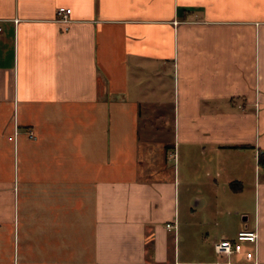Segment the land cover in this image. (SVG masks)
<instances>
[{"label": "crops", "instance_id": "obj_1", "mask_svg": "<svg viewBox=\"0 0 264 264\" xmlns=\"http://www.w3.org/2000/svg\"><path fill=\"white\" fill-rule=\"evenodd\" d=\"M0 24V264H253L214 247L244 229L264 264V0H0Z\"/></svg>", "mask_w": 264, "mask_h": 264}, {"label": "built area", "instance_id": "obj_2", "mask_svg": "<svg viewBox=\"0 0 264 264\" xmlns=\"http://www.w3.org/2000/svg\"><path fill=\"white\" fill-rule=\"evenodd\" d=\"M58 15L61 20H66L67 16L71 13V9L60 7L57 10ZM2 31V26L0 24V32ZM32 134V133H31ZM168 229H173L174 224H167ZM258 242V233L256 230L244 229L238 232L235 239H221L214 244L216 253L220 255L230 256L235 253H245L248 260H253V264H259L256 259ZM251 247L250 250L245 247Z\"/></svg>", "mask_w": 264, "mask_h": 264}, {"label": "trees", "instance_id": "obj_3", "mask_svg": "<svg viewBox=\"0 0 264 264\" xmlns=\"http://www.w3.org/2000/svg\"><path fill=\"white\" fill-rule=\"evenodd\" d=\"M258 163L264 170V152L259 153Z\"/></svg>", "mask_w": 264, "mask_h": 264}]
</instances>
